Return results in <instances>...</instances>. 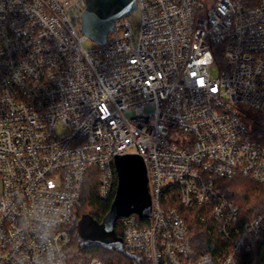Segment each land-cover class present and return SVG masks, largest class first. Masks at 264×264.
I'll list each match as a JSON object with an SVG mask.
<instances>
[{"label": "built area", "instance_id": "1", "mask_svg": "<svg viewBox=\"0 0 264 264\" xmlns=\"http://www.w3.org/2000/svg\"><path fill=\"white\" fill-rule=\"evenodd\" d=\"M136 3L138 24L117 20L98 45L81 31L85 0H0V264H69L88 170L106 198L127 154L151 197L149 219L118 220L138 264H239L264 238V211L241 225L217 184L264 187V0ZM172 186L183 206H210L226 257L195 255Z\"/></svg>", "mask_w": 264, "mask_h": 264}, {"label": "trees", "instance_id": "2", "mask_svg": "<svg viewBox=\"0 0 264 264\" xmlns=\"http://www.w3.org/2000/svg\"><path fill=\"white\" fill-rule=\"evenodd\" d=\"M218 186L225 191L240 208V224L244 225L264 211V187L242 176L219 180ZM117 188V174L114 169L112 192L106 198L100 194L99 170L90 168L86 174L81 197L74 208L72 222L68 225L70 243L66 249L69 264H88L92 259H101L104 264H138L137 254L124 249L85 245L79 235L78 226L84 217L101 223L108 214ZM167 206L176 209L187 224L191 244L196 256L211 255L215 260L228 255L230 238L220 232V222L211 215L210 206L194 204L185 207L180 202L179 188L172 186L166 191ZM115 235L122 241L123 229L117 221ZM108 250V251H107ZM239 264H264V238L258 240L251 251L238 254Z\"/></svg>", "mask_w": 264, "mask_h": 264}, {"label": "water", "instance_id": "3", "mask_svg": "<svg viewBox=\"0 0 264 264\" xmlns=\"http://www.w3.org/2000/svg\"><path fill=\"white\" fill-rule=\"evenodd\" d=\"M85 3L81 31L98 45L106 42L117 20L132 15L137 9L136 0H85ZM114 167L117 188L110 211L101 223L90 218L87 226L90 242L84 244L124 251L122 241L115 235V225L119 219L131 214H137L142 220L149 219L151 197L148 190L147 168L140 156L117 155Z\"/></svg>", "mask_w": 264, "mask_h": 264}, {"label": "rangeland", "instance_id": "4", "mask_svg": "<svg viewBox=\"0 0 264 264\" xmlns=\"http://www.w3.org/2000/svg\"><path fill=\"white\" fill-rule=\"evenodd\" d=\"M130 19L133 23V26H136L139 22V19H140V14L138 12H135L133 13L131 16H130ZM85 47H89L88 45L84 44ZM219 71H220V68L218 65H213L212 66V69H211V75L213 77H217L218 74H219ZM1 183H0V193H1ZM90 222V218L88 217H84L81 219L80 221V224L78 226V235L81 239V241L83 243H89L90 242V239H89V236H88V232H87V226H88V223ZM108 251V250H107Z\"/></svg>", "mask_w": 264, "mask_h": 264}, {"label": "snow or ice", "instance_id": "5", "mask_svg": "<svg viewBox=\"0 0 264 264\" xmlns=\"http://www.w3.org/2000/svg\"><path fill=\"white\" fill-rule=\"evenodd\" d=\"M213 92H216L217 90L215 88L212 89Z\"/></svg>", "mask_w": 264, "mask_h": 264}]
</instances>
